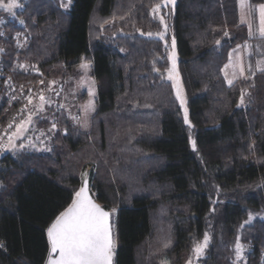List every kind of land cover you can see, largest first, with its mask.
Masks as SVG:
<instances>
[{
	"label": "trees",
	"instance_id": "obj_1",
	"mask_svg": "<svg viewBox=\"0 0 264 264\" xmlns=\"http://www.w3.org/2000/svg\"><path fill=\"white\" fill-rule=\"evenodd\" d=\"M26 1L0 27V130L23 116L31 84L83 59L101 84L88 131L62 118L48 151L0 156V264H45L47 228L86 167L93 197L117 208L115 264H186L205 234L197 264H238L237 242L264 250V39L238 20L237 0L161 6L189 124L163 74L152 11L163 0ZM246 45L245 74L230 85L223 67Z\"/></svg>",
	"mask_w": 264,
	"mask_h": 264
},
{
	"label": "rangeland",
	"instance_id": "obj_2",
	"mask_svg": "<svg viewBox=\"0 0 264 264\" xmlns=\"http://www.w3.org/2000/svg\"><path fill=\"white\" fill-rule=\"evenodd\" d=\"M8 2L9 0H3V4H7ZM26 2H27L26 0H16V3L20 6L13 8L12 12L7 11L4 7H0V27L1 26L5 27L8 21L15 17V12L18 9L20 10L25 9ZM64 2H66L65 6H62L63 4H61V6L63 8H66L68 0H64ZM248 2L251 4L250 0H248ZM162 4L163 6L170 8V6L172 7L174 6L175 0L174 2L167 4H165L163 0L161 6ZM252 6L255 7L257 5H252ZM236 7L238 13V20L241 21V8L239 5V0H237ZM161 12L162 11L160 7L159 12L156 13L159 20H161V17H163V19L165 17ZM246 20L251 22L252 24L251 34L260 36V33L258 31V26H259L258 11H254L252 13V16L247 17ZM245 23L249 28L248 22ZM165 25L167 26V23L164 19V24H162L163 28L160 33L164 34V38L162 40L167 47L168 66L163 74L164 77L171 83L176 97V90L173 87V80L168 78L169 70L172 68V61L169 60V55L173 52L172 42L173 39L175 40V38L172 35H170L167 27L165 29ZM248 48L249 47L247 45L245 47L240 46L238 48L233 49L230 52L229 59L223 67V74L227 82L229 80H232L233 82L237 78L244 76L245 74L244 67H245V63L247 64L246 55L249 50ZM0 53H1V49H0ZM258 62H259V67L264 68V58L259 59ZM82 65H85V67H82ZM226 65H228V67H225ZM240 67L243 68V75L240 74ZM1 70L2 69H0V76L3 73ZM175 71L176 73H178L177 83L178 86L182 89V95L185 100L184 108L181 107L180 102L177 100L180 106L181 116L185 122V111H184L185 108L187 109V116H188L187 97L178 70V52H177L176 44H175ZM100 84H101L100 80H97L92 75V63L89 58L83 59L81 63L69 74H66L64 76L58 75L56 77H51L47 80L40 79L38 84L35 85L31 84L30 91L28 92V95L25 100L26 103L25 105L20 107V110L21 108L25 110L23 116H21V118L12 125L10 126L7 125L6 127L1 128L0 130V145L3 146V148L0 149V156L3 155L5 152L22 148L21 145H23L24 148L31 150L48 151L50 148V144L49 142H47L45 136H47V134H50L55 130V128L58 125L57 122H59V120H61L62 118H67L69 121L73 122L78 128L84 131H88L90 129L91 121L95 113L96 97ZM9 92L11 93V91ZM90 92L93 93V95H90ZM41 94L45 97V103L43 104L42 107H40ZM29 98H31L32 100L31 104L29 103ZM90 102L94 106V110L88 109V105ZM29 117H31L30 121H29ZM23 121H28V123L24 128L22 135H20L19 138H14L12 144L10 145L9 137L12 136L13 133L17 132V126L21 125ZM53 125H55V127H53ZM90 169L91 167H86L80 173L79 188L82 186L83 174H86V177L88 178L87 179L88 189L90 188L89 187V180L91 177ZM79 188L77 189V191L79 190ZM113 209H115V211H113ZM110 210L114 218L117 208L115 206H112ZM112 226H114V222L112 223ZM203 240L204 237L200 241H198L196 245L203 243ZM114 243H115V236H114ZM248 243L251 242L240 244L242 246L243 251ZM197 259L198 258H196L192 250L191 259L188 260L186 264H189V261H191V264H197L196 263ZM47 260L45 264H47Z\"/></svg>",
	"mask_w": 264,
	"mask_h": 264
},
{
	"label": "snow or ice",
	"instance_id": "obj_3",
	"mask_svg": "<svg viewBox=\"0 0 264 264\" xmlns=\"http://www.w3.org/2000/svg\"><path fill=\"white\" fill-rule=\"evenodd\" d=\"M174 0H164V3H172ZM241 8V23L248 22L250 34L252 29L251 22L247 21V17H251L254 11H258L259 26L258 31L260 36L264 38V4L253 7L248 0H239ZM16 0H9L7 4H3L0 0V7H4L7 11L12 12L13 8L19 7ZM64 6V5H62ZM161 5L157 4L152 11L158 13ZM23 23V21H20ZM161 24H164V19L161 17ZM165 25V29H166ZM143 34V33H142ZM149 35H152L149 33ZM160 39L164 38L163 33L157 34ZM227 35V33H225ZM219 43V41H217ZM173 52L169 55V60L172 61V68L169 70L168 78L173 80V87L176 90V99L184 108L185 100L182 95V89L178 86V73L175 71V40L172 42ZM85 67V65H82ZM225 67H228L226 65ZM259 68V62H258ZM259 70L264 71V68ZM240 74L243 75V68L240 67ZM54 83V82H53ZM228 83L231 85L232 80ZM90 95L93 93L90 92ZM243 92L241 93V104H243ZM41 105L45 103V97L40 95ZM29 103H32L29 98ZM88 109L94 110V106L90 102ZM185 111V123H189L187 116V109ZM31 117H29L30 121ZM28 121H23L21 125L17 126V132L9 137V144H12L14 138H19L22 135L24 128ZM55 127V125H53ZM23 147V145H21ZM3 146L0 145V149ZM193 149L195 150V142H193ZM115 211V209H113ZM109 212L96 204L88 194V180L86 174L82 175V186L78 191H75L71 204L68 205L47 229V237L49 242V255L47 264H112L114 241L109 224ZM251 215L249 220H251ZM209 237L204 236L203 243L197 244L193 248V253L196 258L203 255L204 249L207 247ZM167 246V245H165ZM242 246L237 242L236 256L241 258ZM191 264V261H189Z\"/></svg>",
	"mask_w": 264,
	"mask_h": 264
},
{
	"label": "built area",
	"instance_id": "obj_4",
	"mask_svg": "<svg viewBox=\"0 0 264 264\" xmlns=\"http://www.w3.org/2000/svg\"><path fill=\"white\" fill-rule=\"evenodd\" d=\"M238 260V264H264V250H257L253 243H248Z\"/></svg>",
	"mask_w": 264,
	"mask_h": 264
},
{
	"label": "water",
	"instance_id": "obj_5",
	"mask_svg": "<svg viewBox=\"0 0 264 264\" xmlns=\"http://www.w3.org/2000/svg\"><path fill=\"white\" fill-rule=\"evenodd\" d=\"M88 179V178H87ZM89 190H90V188L88 189V194H89V196H90V198L96 203V204H98L100 207H102L105 211H107V212H109V224H110V226H111V232H112V237H113V241H114V232H113V226H112V213H111V210L110 209H108V208H106V207H104L98 200H96L94 197H93V195H92V193H91V191L89 192ZM71 204V203H70ZM67 208V207H66ZM55 220V219H54ZM51 225V224H50ZM49 225V226H50ZM48 229V228H47ZM114 245H115V243H114ZM112 264H115V246H114V249H113V258H112Z\"/></svg>",
	"mask_w": 264,
	"mask_h": 264
},
{
	"label": "crops",
	"instance_id": "obj_6",
	"mask_svg": "<svg viewBox=\"0 0 264 264\" xmlns=\"http://www.w3.org/2000/svg\"><path fill=\"white\" fill-rule=\"evenodd\" d=\"M261 37V36H260ZM262 38V37H261ZM264 39V38H263Z\"/></svg>",
	"mask_w": 264,
	"mask_h": 264
}]
</instances>
